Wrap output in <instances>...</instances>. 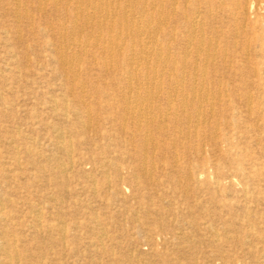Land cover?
<instances>
[{
    "label": "rangeland",
    "instance_id": "374dc122",
    "mask_svg": "<svg viewBox=\"0 0 264 264\" xmlns=\"http://www.w3.org/2000/svg\"><path fill=\"white\" fill-rule=\"evenodd\" d=\"M79 1L0 0V264H264V0Z\"/></svg>",
    "mask_w": 264,
    "mask_h": 264
},
{
    "label": "bare ground",
    "instance_id": "6f19581e",
    "mask_svg": "<svg viewBox=\"0 0 264 264\" xmlns=\"http://www.w3.org/2000/svg\"><path fill=\"white\" fill-rule=\"evenodd\" d=\"M80 1L79 0H75V3H76V5H75V8H79V6H80V3H79ZM112 3V0H100L99 2L97 1H95V0H86L85 2H84V4L86 5V6H91L92 8H94L95 10H97L98 12H103L104 11V8H105V6H109L110 4ZM23 4V3H22ZM82 5H83V3H81ZM90 7V8H91ZM128 7V6H127ZM207 9H209V8H207ZM173 12V11H172ZM127 14V9H124V12H123V15H126ZM124 18H125V16H124ZM150 22H151V20H150ZM149 21H145V20H143L142 18H136V19H134V20H132V22H130V31H131V33H133V34H135L137 37H145L146 39H150L151 38V34H152V32L155 30V29H152V30H150L149 29V27H150V23ZM104 23V22H103ZM198 25V23H197V21L196 20H192V26H194V27H196ZM155 28V27H154ZM200 28V27H199ZM129 30V29H128ZM222 34V33H221ZM191 35H192V33H191ZM116 38V37H115ZM190 42L192 41V38H191V36H189V39H188ZM116 41V40H115ZM194 42V41H193ZM196 43H198V42H196ZM202 45V44H201ZM214 45V44H213ZM119 47H120V45H119ZM207 47V46H206ZM187 53V52H186ZM142 54V56L143 55H154L155 53H154V51H153V49L152 48H148L147 46H143V48L141 49V53H140V55ZM137 55V54H136ZM158 56V55H157ZM164 58V57H163ZM78 60H79V58H78ZM60 62L61 63H65V65H66V63H67V60L65 61V59H64V57H60ZM136 62V61H135ZM137 66V65H136ZM159 67H160V65H159ZM135 69V68H134ZM74 72V71H73ZM130 74V73H129ZM181 82V81H180ZM181 85V84H180ZM134 89H135V87H134ZM175 95V94H174ZM151 96V95H150ZM218 96V95H217ZM216 96V97H217ZM203 97H204V95H203ZM199 98V97H198ZM147 100V99H146ZM190 101V100H189ZM182 103V102H181ZM201 107V106H200ZM142 110L140 107L138 108V107H135L134 105L133 106H131V104H128V106H126V109H125V112L128 114V115H131V114H133V113H135L136 111L135 110ZM132 119V118H131ZM139 126V125H138ZM153 139V138H152ZM233 178V177H232ZM34 212V211H33ZM215 236H217V235H215ZM6 239V238H5ZM5 242H4V244H3V247H2V252H4V253H8L9 251H10V240H4ZM264 251V247H262V250H261V252H263ZM1 255V254H0ZM9 264V263H8Z\"/></svg>",
    "mask_w": 264,
    "mask_h": 264
}]
</instances>
